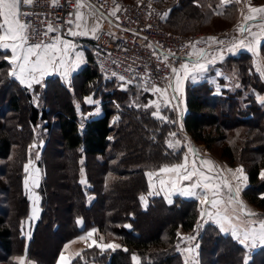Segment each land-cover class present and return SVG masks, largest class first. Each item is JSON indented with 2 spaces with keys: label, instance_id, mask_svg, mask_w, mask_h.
<instances>
[{
  "label": "trees",
  "instance_id": "obj_1",
  "mask_svg": "<svg viewBox=\"0 0 264 264\" xmlns=\"http://www.w3.org/2000/svg\"><path fill=\"white\" fill-rule=\"evenodd\" d=\"M218 2L157 0L166 6L162 22L183 33L191 32L181 30L197 28L200 20L213 13L205 4L211 3L219 10ZM236 6L231 2L220 12L229 13ZM260 50L264 57V42ZM87 60L73 76L78 80L79 94L89 93V87L94 89L96 84L107 82L102 80L92 51ZM223 64L235 74V85L222 84L226 77L218 75L217 84L205 80L187 86L182 127L196 142L221 147V157L230 165L242 164L248 176L243 194L256 206H263L264 179L260 174L264 171V108L261 106L264 104L257 101L255 92L264 91V81L247 51L227 56ZM8 66L4 53L0 52V78L5 74L3 85L12 89L6 91L7 97L0 95V261L3 262L0 264H19L14 256H24L25 251V264H54L67 240L93 226L121 247L114 250H102L96 245L87 247L72 259L73 264H133V254L141 258V264H184L177 249L178 229L195 228L200 212L198 202L180 195L171 204L162 195L148 196L145 203L140 199L148 191L147 171H156L182 158L183 146L175 149L166 144L175 123L157 118L148 108L124 103L131 100L127 91L117 97L120 102L124 100L119 107L109 104L114 93L108 91L102 99L103 113L81 121L72 94L69 96L58 86H50L49 82L55 78L51 76L46 79L48 92L44 94V99L50 102L38 107L27 87L5 73ZM107 80L120 81L118 77ZM128 84L139 86L130 81ZM217 85L221 86L220 92L214 87ZM95 94L98 95L97 90ZM54 101L60 104L59 108L50 104ZM51 117L55 120H50ZM137 125L139 131L135 132ZM36 135L44 141L38 161L43 165L38 185L41 211L24 233L22 219L28 216L29 201L23 193V166ZM52 150L56 156L70 159L63 177L68 194L61 197L56 195L50 177L54 165L51 154L55 156ZM145 151L147 157L143 159ZM82 168L89 186L79 181ZM91 194L94 197L87 204V195ZM60 204L64 214L56 209ZM164 216L166 221L150 231V222ZM78 218L83 219V226L78 224ZM52 234H56V241L47 245L43 241ZM45 251L47 255H43ZM198 253L199 264H244L246 256H249L248 264H264V246L248 254L230 234L221 233L210 221L205 222L199 234Z\"/></svg>",
  "mask_w": 264,
  "mask_h": 264
},
{
  "label": "snow or ice",
  "instance_id": "obj_2",
  "mask_svg": "<svg viewBox=\"0 0 264 264\" xmlns=\"http://www.w3.org/2000/svg\"><path fill=\"white\" fill-rule=\"evenodd\" d=\"M33 0H0V52L4 53V59L10 64L9 75L18 80L20 84L26 85L31 88L33 84L41 83L44 76L58 72L62 79L66 83H70V75L74 72L82 63H85L82 52L78 51V46L74 40L65 38L77 37V36H89L98 38L96 36L99 30V25H95L91 28L88 27L86 15L80 11L81 8L86 6V0H76L75 10L68 14L69 18L63 21L67 25V28L62 32L59 25L53 26L52 23H48L45 31L42 33L47 40L41 39L39 42L31 43L30 34L33 31L30 22L22 19L23 16H27L29 13L22 12V7H30ZM223 5L231 3V0H221ZM53 7L58 5V0H51ZM116 8L112 11L111 15L115 16ZM250 15L244 17L245 24L241 25L238 29L239 33L243 37L238 42L234 43L228 51H233L236 47H242L253 53L254 65L257 73L261 78H264V64L260 60L259 46L264 42V20H260L257 23H250L257 21V17L260 14H264V6L250 7ZM216 14H222L217 12ZM255 27L258 31H252ZM50 33H56L54 36H50ZM247 33V36L244 34ZM209 40L223 44V41H216L214 37H210ZM200 43V42H196ZM149 47H151L149 45ZM190 47L194 49L189 54L197 56V59L189 65L188 63L181 64L177 69L171 65H167L171 68V72L174 76L176 87L173 91H178L183 79L190 78L193 83L202 78V74L207 71L208 64L214 63L217 57H213L208 60L207 53L203 49L195 50V44H191ZM10 52V55L7 53ZM155 55V53H154ZM169 55H175L174 53H167L164 55L163 60L166 62ZM159 58V57H158ZM219 59H223V52L221 51ZM203 61V62H202ZM181 73L183 75L181 76ZM115 75V73H113ZM122 90L125 89V85L129 83L124 76L118 77ZM239 86V85H237ZM169 87H172L169 84ZM148 89H145L147 91ZM151 90L154 93H158L161 97L163 105L167 107L170 103L167 96V89L152 86ZM175 97H173L174 99ZM38 99V98H35ZM86 102L93 103L91 97H86ZM257 99L264 103V97L258 96ZM155 106L156 111L153 115L161 120H167V117L160 115L161 102L152 101L145 107ZM169 123H175V121H168ZM170 136H175L176 133H169ZM169 147H174L172 141H168ZM176 145L179 141L175 142ZM36 147L35 144L30 148ZM189 152L195 156L196 150L189 149ZM36 159H39L37 154ZM33 161L29 160L25 165V171H28L29 165ZM36 173L39 169H34ZM225 171L231 173V179L225 175ZM174 174L166 180L160 174ZM146 175L149 178V193L148 195L159 194L154 191L155 185L152 178L154 176L159 177L160 191H167L168 193H178L181 196L194 198L199 202L201 206L200 216L201 220H211L214 222L221 233L230 234L231 238L237 241L246 252H250L251 249L257 246H264V218H261L259 214L253 212L247 207V205L239 199L240 184L247 181V176L244 175L243 169H218L212 165L210 161H200L197 164L195 159H192L189 163L188 156L185 155L184 161L179 164L163 165L155 172H147ZM264 179V171L260 174ZM187 181V184L183 182ZM235 181L236 183H233ZM82 183L86 181L82 180ZM32 184L34 186L39 185L37 176L32 177ZM28 181L25 180V186L27 187ZM179 185V187H178ZM168 203L171 204L172 200L167 197ZM264 199V195L261 196ZM39 198L37 197L36 200ZM141 201H145V197H140ZM37 212L36 208H33V215ZM81 221H78L80 223ZM202 227L198 222L197 229ZM97 230L87 233L88 237H91ZM179 235V234H178ZM85 239V237H80ZM101 239H103L101 237ZM188 241L196 239L195 236H189L186 238ZM95 243V241H93ZM67 247V246H66ZM97 247L103 249H116L121 247L118 244H98ZM179 249V245H177ZM199 244H195L194 247H186L182 250L186 253L184 256V264H199L198 260ZM127 251V249H124ZM79 255V254H78ZM27 251L24 256L18 257L19 264H24ZM71 257H66L62 252L59 258V264H71ZM133 264H141V258L135 254L131 257ZM244 264H248V257L244 259Z\"/></svg>",
  "mask_w": 264,
  "mask_h": 264
},
{
  "label": "rangeland",
  "instance_id": "obj_3",
  "mask_svg": "<svg viewBox=\"0 0 264 264\" xmlns=\"http://www.w3.org/2000/svg\"><path fill=\"white\" fill-rule=\"evenodd\" d=\"M231 2L236 3V8H232L231 10H229V13H224L221 12L222 14H216L217 12H220L222 10V7H224V5L221 3V0H219V2L217 4V7L219 10L215 9L214 7H212L213 5L210 4H205L207 7H210L213 11V13H211L207 18L200 20L199 23H197V28L193 29V30H181L184 32H202L203 33V37L207 40H209L210 37H214L216 39V41H223V44H219V43H215V42H211V48L207 51V58L208 60H211L213 57H217V59L215 60L214 63H210L208 64V68L207 71L205 73L202 74V78L198 79L197 82H202L205 80H208V83H214L217 84V80H216V76L218 75H223V77H226L223 79V82H221L222 84L224 83H230V85H235L234 82H236L237 78L235 77V74H233L230 70H226L224 68V64L223 61L224 59L229 56V55H237L242 51H247L252 55V63L254 65V59L255 57L253 56V53L248 51L245 48L242 47H236L233 51H228L229 48H231V46L238 42L239 39H242L243 37L241 36V34L239 33L238 29L241 25L245 24L244 21V17L247 15H250L251 13L249 12V8L250 7H260V6H264V0H231ZM230 4V3H229ZM228 5V4H227ZM225 5V6H227ZM161 11H162V18L164 19L166 17V13L163 12L165 9V5L164 3H160L159 4ZM215 10V11H214ZM217 10V11H216ZM89 16L92 17L91 14H89ZM260 20H264V14H260L257 17V21H253L250 23H257ZM163 26L169 30L172 31H177L178 29H174L172 27H170L169 25L165 24V22H162ZM252 31H258L257 28L253 27ZM248 34L245 33L244 36H247ZM88 40H86L85 37L82 36H78V37H66L67 39L70 40H74L75 43L78 46V51L82 52L85 63H82L74 72L71 73L70 75V83H66L61 75L58 72H52L46 76L43 77L41 83L39 84H33L31 88H28L26 85L27 89L32 93L33 96V102L35 103V105H38V107L42 106H46L48 105V103L50 102V100H48L49 102L47 103L46 99H44V94L46 95L47 88L45 87V83H46V79L48 77H55L52 78V80L49 82L50 86H58V88H60V90L62 92H66L67 95H71L73 97V103H75L76 105V112L78 114V117L80 118L81 121H84L85 119L89 118L92 115H96L99 114L101 111L103 112V108H102V99L103 97H105L106 93L108 91H113L114 93V97L110 98L108 101L112 102L109 103L111 105H114L115 107H119V105L123 104V101L120 102L118 100L117 97L120 96V94H122V92L127 91V94H129L131 100H126L124 103H129L133 106H137V107H142V108H148L152 111V113L154 111H156L155 106H151V107H145V105L150 104V102L152 101H158L161 102V108H160V115L167 117V120L165 121H175V126L172 127L173 130L170 131V133H176V135L170 136L168 134L167 138H166V144L168 145V141H172L174 144V147L171 148H179L181 146L184 147V152L182 155L181 160L177 161L176 163H172V164H179L182 163L184 161V157L185 155L188 156L189 159V163L191 162L192 159H195L197 161V164H200V161H210L213 166H215L218 169H232V170H236L238 168L234 167V166H239L241 168L242 164L240 163H236V165H230V163L227 161V159L221 157V147H219L218 145H211L210 147L205 145L204 143H198L195 140H193V138L191 137V133L186 131L185 129H183L182 127V118L183 115L186 111V88L187 86H190V84H193L192 80L190 78L188 79H183L179 90L178 91H173V89L176 87V82L174 79V76H172L168 82L167 85L164 87H161L162 89L166 88L167 89V96H168V100L170 101V103L167 105V107H165L163 105V102L161 100V97L158 93H154L151 88L152 86L148 85H144V84H139V86H134V85H130V84H126L125 85V89L126 90H122L121 88V84L123 82L121 81H108L106 77L102 76V80L103 81H107L104 84H96V88H92L89 87L90 92L89 93H83V94H79L80 89H79V83L77 78H74V74L76 72H78L84 65L87 64L88 60L87 57L89 54H91V48H90V38L91 36H88ZM221 51L223 52V59H219V55L221 53ZM259 52H260V60L261 63L264 64V57L262 55V52L260 50V46H259ZM8 55H10V52L7 53ZM194 61H186L185 63H188L189 65H191ZM203 62V61H202ZM10 64L7 67V69L5 70V73H9L10 70ZM255 67V65H254ZM179 69V68H178ZM224 70V71H223ZM227 71V72H226ZM183 75V73H181V76ZM262 79V78H261ZM264 81V79H262ZM5 81V74L2 76V78H0V95L4 94V97H7L6 95V91L8 90V92H10L12 89L10 87H6L3 85ZM195 82V83H197ZM62 86H61V85ZM169 84L172 85V87H169ZM22 85V84H20ZM216 88L217 92H220L221 90V86L219 87V85L214 86ZM93 89V90H92ZM145 89H148L147 91H145ZM96 90L98 92V95L95 94ZM4 92V93H3ZM131 92H135V94H131ZM71 93V94H70ZM144 96H141L143 95ZM3 97V98H4ZM86 97H91L92 100L94 101L93 103H88L86 102ZM173 97H175L173 99ZM38 98V99H35ZM70 98V97H69ZM2 100V99H1ZM4 101V99L2 100V102ZM138 102V104H136ZM260 102V101H258ZM261 103V102H260ZM1 104V102H0ZM55 109L60 107V104L56 101L50 103ZM264 104V103H261ZM23 105V104H22ZM264 108V105H261ZM48 107V106H47ZM52 110V107H51ZM166 110V111H165ZM264 110V109H263ZM165 111V112H164ZM170 112H172L173 117H170ZM22 114V112H21ZM116 118V115L114 116ZM264 119V118H263ZM50 120L54 121L55 117H51ZM140 127V126H139ZM136 131L138 130V125L136 126ZM38 131L36 130V133ZM44 132V131H43ZM42 132V133H43ZM238 135H243L242 131H240L238 133ZM229 137L231 136V132H229ZM39 136L36 135L35 140L33 141V143H31V145L35 144L36 147L34 148H30V146L28 147V154H29V159L24 163L23 166V193L26 195V197L28 198L29 201V210H28V216L26 218L22 219V224H24L25 227V231L24 233H27L28 229H30V221H34L36 220V218L39 216L40 211H41V207H40V194L38 192V186H34L32 184V177L33 176H37L38 180L40 181L41 176H42V171H43V165H39L38 161L40 160L41 157V148L44 144V141L42 138H38ZM179 141V144L176 145L175 142ZM194 141V144H192ZM194 145H196V148H198V152L197 154H195V156H193V154L191 152H189V149H194ZM221 146V145H220ZM55 150H52L53 154H54ZM31 153V154H30ZM37 154H39V159H36ZM67 154V153H66ZM69 154V153H68ZM55 155V154H54ZM51 161L53 162V167L51 168L50 172V177L52 182H54L55 187L54 190H56V195L58 197H61L63 195H67V189H66V180L63 178L64 177V167L68 164V162H70L69 156H53L51 154ZM143 159H145L147 157V153L146 151L142 154ZM29 160L33 161V163L31 165H29L28 167V171H25V165L28 164ZM82 158L80 159L79 162H82ZM170 164V165H172ZM243 171H244V167L242 166ZM34 169H39V172L36 173L34 171ZM159 168L156 170L158 171ZM147 172H155L154 171H147ZM146 172V173H147ZM245 172V171H244ZM81 173V177L79 178V181L81 182L82 180L86 181V183H82L85 186H89V183L87 181V176H85L83 168L80 171ZM225 175H227L229 177V179H231V173H228L227 171H225L224 173ZM174 174H163L161 173L160 176H163L166 180L169 179V177L173 176ZM147 176V175H146ZM27 179L28 181V185L27 187L25 186V180ZM147 180H148V184H149V178L147 176ZM153 184L155 185L154 191L159 192V194H154L151 196H157V195H162L163 197L166 198L169 197L171 200H173V198L176 195H179L178 193H168L167 191H160V184H159V177L154 176L152 178ZM70 183V182H69ZM184 184H187L188 182L185 181L183 182ZM233 183H236L235 181H233ZM244 184V182H242L240 184V189L242 188V185ZM179 187V185H178ZM150 189L148 187V191L145 192L142 196L145 197V201L147 200V197L149 196ZM241 193H242V198L241 200L247 205V207L249 209H254L257 214H259V216L261 218H264V205L263 206H256L255 204H253L252 202H250L243 194V191L241 189ZM181 196V195H180ZM39 198L38 200H36V198ZM94 197V194L91 195H87V204L89 203V201ZM150 197V196H149ZM167 200V198H166ZM168 201V200H167ZM198 202V201H197ZM197 205L199 206V210H201V206L199 204V202L197 203ZM33 208L37 209V212L35 214V216L33 215ZM57 211H62V213L64 214L65 211L63 210V205L60 204L59 206L57 205ZM252 210V211H254ZM255 212V213H256ZM166 216V215H165ZM161 217V219L151 223V229L150 231L157 227L159 225L160 222H165L166 221V217ZM165 218V219H164ZM212 222L211 220H201V216H200V212H199V216H198V220L196 222L195 228L193 230L190 231H185L182 229H178V245H179V249L180 252L182 253V257L184 259V256L186 255V253H183L182 250L186 247H194L195 244H199V234L201 232L202 227L204 226L205 222ZM200 223L202 225V227H200L199 229H197V223ZM214 223V222H213ZM92 229H96L97 231L95 233H93V235L91 237H88L87 235L85 236V239H80L79 242L82 244H84L87 239H91V243H93V241H95V243L91 244L90 246H94L97 244H118V242L113 239V238H105V234L98 232V228L96 226L87 228L85 231L80 232L79 234L75 235L74 237L80 235V234H84L87 232L92 231ZM56 234H52L49 239H44V243H46L47 245L50 243H55L56 241ZM189 236H195L196 239L193 241H188L186 239H182V238H186ZM72 237V238H74ZM101 237L103 239H101ZM70 238V239H72ZM69 239V240H70ZM67 240V241H69ZM261 246H257L256 248L258 249ZM63 248V246H62ZM60 250V252L57 255L56 261L54 262V264H56L57 261H59L60 255L63 252V250ZM256 248H254L256 250ZM254 250V251H255ZM83 250H81L82 252ZM48 251H45V253L43 255H47ZM80 252V253H81ZM79 253V254H80ZM248 253V252H247ZM251 253V252H249ZM248 253V254H249ZM78 254V252H77ZM64 255L66 257H68V252L64 251ZM15 259H17L18 257H20L19 255L14 256ZM22 257V256H21ZM75 257H78V255H76ZM75 257H71V258H75ZM199 260V257H198ZM184 261V260H183ZM1 263H3L2 261H0ZM19 262V261H18ZM26 259L24 264L26 263Z\"/></svg>",
  "mask_w": 264,
  "mask_h": 264
},
{
  "label": "built area",
  "instance_id": "obj_4",
  "mask_svg": "<svg viewBox=\"0 0 264 264\" xmlns=\"http://www.w3.org/2000/svg\"><path fill=\"white\" fill-rule=\"evenodd\" d=\"M75 5L76 0H58L55 7L51 0H33L30 7H22V12L29 13L22 19L32 25L30 42L47 40L42 33L48 23L59 25L63 32L67 28L63 21ZM116 8L119 10L115 16L111 15ZM85 9L100 20L98 38L91 36L90 48L94 63L106 78L122 75L132 83L161 88L173 76L167 65L178 69L186 61L197 59L195 55L189 57L194 51L191 44L205 53L211 48L212 41L205 39L202 32L183 33L165 28L157 0H86ZM167 53L175 55H169L165 62L163 57Z\"/></svg>",
  "mask_w": 264,
  "mask_h": 264
},
{
  "label": "crops",
  "instance_id": "obj_5",
  "mask_svg": "<svg viewBox=\"0 0 264 264\" xmlns=\"http://www.w3.org/2000/svg\"><path fill=\"white\" fill-rule=\"evenodd\" d=\"M75 10V9H74ZM80 11L81 12H83L85 15H86V17H87V24H88V27L89 28H91V27H93V26H95V25H100V20L99 19H97L95 16H93L92 14V17L91 16H89V12H86V9H85V7H83V8H81L80 9ZM91 36V35H90ZM78 37V36H77ZM82 37H85L86 38V40H88V36H82ZM90 42H91V40H90ZM262 79H264V78H262ZM256 93V99H257V97L258 96H260V97H264V91L263 92H258V91H256L255 92ZM257 101H259L258 99H257ZM103 112L101 111L99 114H96V115H92V116H98V115H101ZM192 144H194V141H193V143ZM194 149L196 150V154H197V152L199 151L198 150V148H196V145H194ZM213 165V164H212ZM234 167H236V168H240L239 166H234ZM241 168H242V166H241ZM243 169V168H242ZM243 173H244V175H246L247 176V173L246 172H244L243 171ZM248 185V176H247V181L246 182H244V184L242 185V191H243V189L246 187ZM242 196V193H241V190H240V194H239V199L241 200V198L243 197H241ZM251 210H254V209H252L251 208ZM253 212H256L255 210L253 211ZM257 213V212H256ZM264 215V214H263ZM78 221H81L80 223H78L80 226H83V219L82 218H78L77 219ZM88 233V232H87ZM87 233H82V234H80V235H78V236H76V237H74V238H72V239H70L69 241H66L65 243H64V245H63V248H62V250H63V253H64V251H67L68 252V257H75L76 255H78L80 252H81V250H84L85 248H87V247H90V245L91 244H93V243H91V239H87V240H85L86 242L83 244H81L80 242H79V240H80V237H85L86 235H87ZM98 245V244H97ZM67 246V247H66ZM257 249V248H256ZM255 249L253 248V249H251V251L250 252H252V251H254ZM77 252H78V254H77ZM249 253V252H248ZM73 259V258H72ZM72 259H71V264H73L72 263ZM248 259H249V256H248ZM56 264H59V261H57L56 262Z\"/></svg>",
  "mask_w": 264,
  "mask_h": 264
}]
</instances>
